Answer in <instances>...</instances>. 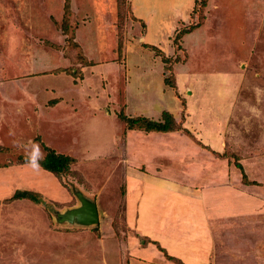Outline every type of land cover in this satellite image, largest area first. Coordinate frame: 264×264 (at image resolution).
Instances as JSON below:
<instances>
[{
	"label": "rangeland",
	"instance_id": "obj_1",
	"mask_svg": "<svg viewBox=\"0 0 264 264\" xmlns=\"http://www.w3.org/2000/svg\"><path fill=\"white\" fill-rule=\"evenodd\" d=\"M164 111L178 133L119 118ZM30 141L74 162L26 167ZM203 172L239 191L218 195L240 209L221 238L248 264L264 230V0H0V264H203L207 231L220 239L192 232L191 209L219 213ZM79 195L97 225L67 220ZM237 249L218 260L240 264Z\"/></svg>",
	"mask_w": 264,
	"mask_h": 264
},
{
	"label": "crops",
	"instance_id": "obj_2",
	"mask_svg": "<svg viewBox=\"0 0 264 264\" xmlns=\"http://www.w3.org/2000/svg\"><path fill=\"white\" fill-rule=\"evenodd\" d=\"M192 2H193V0H191V3ZM133 9L135 10L134 7H133ZM63 103H65V102H63ZM171 133H175V132H171ZM176 133H178V132H176ZM150 134H168V133H156V132H153V133H150ZM141 143L143 144V143H145V141H141ZM125 148H127V147H125ZM208 150H210V149H208ZM184 154H190V149L189 148H185L184 149ZM174 160H176V157L171 159V163H173ZM185 161H186L185 159L184 160L182 159V162H185ZM42 169H40V170L42 172H44V174H48L47 171H45L44 169L42 170ZM158 170H161V174H162V169L159 168ZM163 171H165V169H163ZM161 174H158L155 171V175H158L159 176ZM155 175L154 176L149 175V177H151V179H153V178H156L157 177ZM203 178H205L206 185L203 186L202 189L200 190L201 191V195L203 194V192L205 193V196H207L206 192H208V195H210V193H211V195L215 194L216 195L215 197H217L216 200H215L216 204L218 202V197H219L218 195H221V197H223L222 196L223 195V192H225V193L226 192H228V193L229 192H233L235 194H238L237 192H239L238 190H236V187L235 186H231L230 185V183H233L230 179L229 180L222 181V182H220V181H213V177L207 176L204 172L201 174V176L199 177V179H203ZM173 183L178 184L177 182H173ZM200 187L201 186H199L197 188H200ZM215 188H217V190H214ZM219 200H221L217 204V206H219V213L218 214H214L215 220H214V217H211V219L213 220V223H209V219L206 218V216H205V214L203 212V207L202 206H201L202 212L199 210V207L196 209L197 206L194 209H191L189 211V212H194V216L196 218V220L191 221V222H190L191 218L188 219V221L191 223V225L195 227V229L192 231V232L195 233V235L198 234V230L200 229V227H202V225H201L202 222L205 225L204 228L211 229V226L213 225L214 227H216V230H218V233L220 234V239L217 240L214 237V235L209 234L208 231L206 230L207 231V234H208V236H207V240L208 241L205 242L206 243L205 244V248L208 249V253L206 254L204 252V255H203L199 251L197 253V255H196L197 257H200V258L203 259V261H204L203 264H214V263H216V264H228V261L229 260H227L226 263H222L218 259H222L224 257V253H228V252L231 253V256L233 257V253H234L233 250L234 249H237V247H234L233 245L234 244H239V241H237V240H236V242L235 241H231L229 243V242H226L225 239L222 240V238H221V235L222 234H225V231H223V229H225V222L226 221L229 222V221H231V219H233L234 217H236V215H237L236 212L237 213L240 212L239 206H236L234 202L233 203H226V201L223 200V198H221ZM127 204H128V202H127ZM126 212L128 214V215L126 214V218H127L128 221H130V213L127 211V209H126ZM244 212H241V213H244ZM139 220H140V216H137L136 217V222H134V223H136L135 225L137 227H138V222L140 223ZM260 232H261L262 237L260 235V238H258V240L259 241H262V244L259 245V247H258L259 250L257 249V251H254V253H251V254L249 252V255L252 256V260L248 264H264V255H263L264 254V251H263L264 250V230H260ZM194 233H192L191 235H194ZM230 233H233V231H231ZM244 233H245V237H249L250 236L249 230L248 231H245ZM244 240H245V242H243ZM244 240L242 242H243V244L244 243L245 244L244 245L242 244V245H243L244 248L247 249L249 241H248V239L247 240L244 239ZM246 241H248V242H246ZM251 241H254V237L251 238ZM208 243H209V246L207 247V244ZM250 246H252L251 243H250ZM145 247H146V245H145ZM165 247L167 249L166 250L167 251V254L169 256H171V245L170 246H165ZM243 250L244 249H241V250H238L237 249V251L239 252L238 255L240 257H242V258L241 259H237V260L235 259L236 260L235 262H239L240 264H243L244 263L243 258L248 257V255H246V253ZM213 253H215L216 255H213ZM158 254L160 255V253H158ZM162 254H163V257H164L165 256L164 253H162ZM218 254H219V256H218ZM256 254L261 255L260 258L257 257V256H254ZM160 256H162V255H160ZM171 257H173V256H171ZM166 261H169V260H166ZM171 264H173L172 263V260H171Z\"/></svg>",
	"mask_w": 264,
	"mask_h": 264
},
{
	"label": "trees",
	"instance_id": "obj_3",
	"mask_svg": "<svg viewBox=\"0 0 264 264\" xmlns=\"http://www.w3.org/2000/svg\"><path fill=\"white\" fill-rule=\"evenodd\" d=\"M166 85H172L167 81H165ZM119 118L127 124V128L129 130H140L144 132H156V133H170V132H178L181 130L180 123H177L176 118L167 111H164L161 115L160 120H153L147 117L138 116V117H129L124 113L119 114ZM186 131V130H185ZM47 155L46 157L40 161V166L47 172L53 173L54 175L62 176L69 168V165L74 162L69 156H65L62 154H57L54 150L46 147ZM223 157V156H218ZM238 168L242 171L243 182L249 185H258L259 183L256 181L250 182L247 179V175L244 172L241 163H237ZM38 194H31L29 192H17L15 196L12 198L16 199H30L39 201ZM173 258L171 257V260Z\"/></svg>",
	"mask_w": 264,
	"mask_h": 264
},
{
	"label": "water",
	"instance_id": "obj_4",
	"mask_svg": "<svg viewBox=\"0 0 264 264\" xmlns=\"http://www.w3.org/2000/svg\"><path fill=\"white\" fill-rule=\"evenodd\" d=\"M79 200L81 206L77 209H72L67 215V220L71 222L72 225L90 227L97 225L99 223V214L97 206L85 198L83 195H79ZM61 216V221H65L64 215Z\"/></svg>",
	"mask_w": 264,
	"mask_h": 264
},
{
	"label": "clouds",
	"instance_id": "obj_5",
	"mask_svg": "<svg viewBox=\"0 0 264 264\" xmlns=\"http://www.w3.org/2000/svg\"><path fill=\"white\" fill-rule=\"evenodd\" d=\"M31 144L30 150L25 147V166L32 169L40 168V160L43 159V153L38 143L29 142Z\"/></svg>",
	"mask_w": 264,
	"mask_h": 264
}]
</instances>
